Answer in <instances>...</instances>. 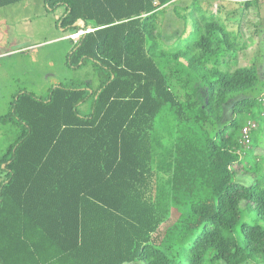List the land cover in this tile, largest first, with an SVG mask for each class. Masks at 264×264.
<instances>
[{
	"label": "trees",
	"instance_id": "trees-1",
	"mask_svg": "<svg viewBox=\"0 0 264 264\" xmlns=\"http://www.w3.org/2000/svg\"><path fill=\"white\" fill-rule=\"evenodd\" d=\"M260 1L43 0L99 83L0 115V264H264V80L225 23Z\"/></svg>",
	"mask_w": 264,
	"mask_h": 264
},
{
	"label": "rangeland",
	"instance_id": "rangeland-1",
	"mask_svg": "<svg viewBox=\"0 0 264 264\" xmlns=\"http://www.w3.org/2000/svg\"><path fill=\"white\" fill-rule=\"evenodd\" d=\"M215 9L216 4L212 11ZM62 11V7L47 10L43 0H22L0 7V115L8 112L10 101L19 90L45 97L52 86L60 83L78 86L89 82L92 88L99 83L91 61L77 67L66 64L72 42L63 36L64 31L57 21ZM234 17L224 21L238 35L240 47L236 65L256 63L261 80H264V0ZM169 20L172 17H161V25ZM172 21L175 28L180 25L174 18ZM248 125L252 126V123ZM17 129L14 123H0V155L14 140ZM257 142L259 147L253 153L263 158L264 131L258 132ZM262 166L264 172V163ZM240 167L235 168L242 170ZM2 178L0 172V181ZM237 179L243 181L242 175ZM242 218L252 220V214Z\"/></svg>",
	"mask_w": 264,
	"mask_h": 264
},
{
	"label": "built area",
	"instance_id": "built-area-1",
	"mask_svg": "<svg viewBox=\"0 0 264 264\" xmlns=\"http://www.w3.org/2000/svg\"><path fill=\"white\" fill-rule=\"evenodd\" d=\"M81 32L79 31V32H77V33H74L76 36L75 37H78V35L80 34ZM67 38H71V39H73L74 37H73V34H70V35H68V36H66ZM249 128H250V126L248 125V127L247 126H245L243 129H242V132H243V136H244V138H245V142H247L248 141V130H249ZM248 129V130H247Z\"/></svg>",
	"mask_w": 264,
	"mask_h": 264
},
{
	"label": "water",
	"instance_id": "water-1",
	"mask_svg": "<svg viewBox=\"0 0 264 264\" xmlns=\"http://www.w3.org/2000/svg\"><path fill=\"white\" fill-rule=\"evenodd\" d=\"M73 26H78L80 27L81 29L84 27V21L80 18H78L74 23H73ZM89 30V29H88ZM87 30H83V32H86ZM3 166V165H2Z\"/></svg>",
	"mask_w": 264,
	"mask_h": 264
},
{
	"label": "bare ground",
	"instance_id": "bare-ground-1",
	"mask_svg": "<svg viewBox=\"0 0 264 264\" xmlns=\"http://www.w3.org/2000/svg\"><path fill=\"white\" fill-rule=\"evenodd\" d=\"M76 35L75 34H73V37H75Z\"/></svg>",
	"mask_w": 264,
	"mask_h": 264
},
{
	"label": "clouds",
	"instance_id": "clouds-1",
	"mask_svg": "<svg viewBox=\"0 0 264 264\" xmlns=\"http://www.w3.org/2000/svg\"><path fill=\"white\" fill-rule=\"evenodd\" d=\"M79 32V31H78Z\"/></svg>",
	"mask_w": 264,
	"mask_h": 264
}]
</instances>
